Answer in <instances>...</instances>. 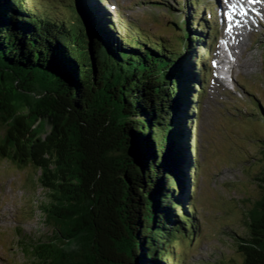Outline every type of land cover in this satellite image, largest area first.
<instances>
[{"label": "trees", "instance_id": "trees-1", "mask_svg": "<svg viewBox=\"0 0 264 264\" xmlns=\"http://www.w3.org/2000/svg\"><path fill=\"white\" fill-rule=\"evenodd\" d=\"M71 2L89 35L32 0H0V160L35 170L49 228L19 251L29 264H181L174 244L196 230L170 172L188 168L190 52L139 36L124 45ZM261 174L247 231L232 237L242 264H264Z\"/></svg>", "mask_w": 264, "mask_h": 264}, {"label": "rangeland", "instance_id": "rangeland-1", "mask_svg": "<svg viewBox=\"0 0 264 264\" xmlns=\"http://www.w3.org/2000/svg\"><path fill=\"white\" fill-rule=\"evenodd\" d=\"M114 1L120 2L121 8L125 9V17L137 22L152 40H163L166 44H173L175 40L180 42L175 38V15L165 7H153L149 4L137 6L139 0ZM206 3L208 4V1ZM31 5L40 11L51 10V15L56 12L68 24L74 21L70 9L71 0H32ZM173 11L177 12L176 9ZM107 27L110 30L108 25ZM260 32L264 30L259 28L250 33V52L241 51L240 54L244 53L245 58L241 64H237L240 68L246 60L248 61L247 68L241 67L243 70H239V82L250 86L247 91L251 96L247 101L245 90L240 87L237 96L241 95V102L235 105L236 100L231 97L236 95L226 89L223 83L216 82L214 69L210 70L208 81L205 77L200 84L203 85L207 81L204 85L205 95L201 101L200 122L196 129L197 160L200 168L202 170L203 163L207 166L206 169L214 165L218 173L235 169L238 181L225 185L224 182L236 179V176L231 175L236 172L227 171L216 184L212 183V187L210 184L201 187L198 193V208L204 223L201 237L193 232L191 237L174 244L176 255L187 258V264H201L198 261L203 260L206 263L215 259L229 261V264L243 262L232 237L246 233L244 221L248 218L247 212L255 208L263 194L261 183L257 181L264 171V120L259 115L258 106L259 101L264 104V35ZM236 34L237 38L239 34ZM255 40H259V43L256 44ZM236 47L237 50L244 48L239 42H236ZM217 50L215 49L213 57L208 59L209 69L215 65ZM203 148L204 152L201 151ZM209 174L210 172H207L203 175L204 178L207 179ZM37 178L38 175L32 168L23 170L8 161L0 160V264H29L25 255L19 251V240L25 234L39 237L40 234L49 232L40 207L44 200V191L36 187ZM218 185H228L229 188ZM190 208L193 212L192 204ZM194 240L197 242L193 248ZM198 247L202 249L200 252L204 253H199ZM192 251H195V254Z\"/></svg>", "mask_w": 264, "mask_h": 264}, {"label": "water", "instance_id": "water-1", "mask_svg": "<svg viewBox=\"0 0 264 264\" xmlns=\"http://www.w3.org/2000/svg\"><path fill=\"white\" fill-rule=\"evenodd\" d=\"M71 11H72V17L74 19V21H72L71 23L73 25H75L76 28L77 27L80 28L82 30V32L84 31V33H86V35H89L88 22H87L85 16L74 6L72 7ZM23 95L26 97L28 96V94H26L24 91H21V90L17 91L14 88L13 89V96L15 97V99L13 101V105L16 106V108L18 109V111L20 113H22V115L32 119L33 115L31 116V107L28 105L30 103L27 102L22 97ZM42 121H43L42 118L37 119V122L35 123L36 126L41 124ZM44 137H45V135H44ZM170 175H171V181L173 182V185H174V190H175V192L179 193L181 190V184H182L181 176L179 175V173L177 171H171Z\"/></svg>", "mask_w": 264, "mask_h": 264}, {"label": "bare ground", "instance_id": "bare-ground-1", "mask_svg": "<svg viewBox=\"0 0 264 264\" xmlns=\"http://www.w3.org/2000/svg\"><path fill=\"white\" fill-rule=\"evenodd\" d=\"M264 0H255V6L257 7V9H258V11L263 15L264 14V2H263ZM245 24H243L242 26H244ZM248 27H253V26H248ZM232 30H233V34L230 36V38H231V40L233 41V43H235L236 44V42H239L240 43V45L243 47L244 46V43L242 42V37L240 36V35H238V37L236 38V27L234 26L233 28H232ZM234 51H237V47L235 46L234 47V49H233ZM248 63V61L246 60L245 62H244V64L243 65H241L240 66V68L241 67H243V68H247L246 67V64ZM205 77L207 78V73H206V75H205ZM204 77V78H205Z\"/></svg>", "mask_w": 264, "mask_h": 264}, {"label": "flooded vegetation", "instance_id": "flooded-vegetation-1", "mask_svg": "<svg viewBox=\"0 0 264 264\" xmlns=\"http://www.w3.org/2000/svg\"><path fill=\"white\" fill-rule=\"evenodd\" d=\"M186 192H187V189H186V186L184 185L183 187H182V191H181V195L183 196V199L185 200L186 198Z\"/></svg>", "mask_w": 264, "mask_h": 264}]
</instances>
